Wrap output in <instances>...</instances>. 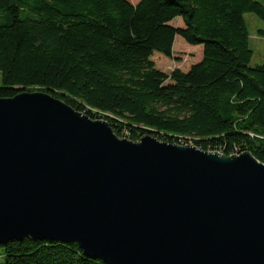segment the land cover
<instances>
[{
	"label": "water",
	"instance_id": "obj_1",
	"mask_svg": "<svg viewBox=\"0 0 264 264\" xmlns=\"http://www.w3.org/2000/svg\"><path fill=\"white\" fill-rule=\"evenodd\" d=\"M108 264H264V162L121 137L47 91L0 97V244Z\"/></svg>",
	"mask_w": 264,
	"mask_h": 264
},
{
	"label": "trees",
	"instance_id": "obj_2",
	"mask_svg": "<svg viewBox=\"0 0 264 264\" xmlns=\"http://www.w3.org/2000/svg\"><path fill=\"white\" fill-rule=\"evenodd\" d=\"M247 12L264 20V1L0 0V97L47 91L108 120L119 136L189 138L264 162V61L250 66ZM177 35L203 44V58L167 73L152 56L173 58ZM0 247L3 264H108L75 242Z\"/></svg>",
	"mask_w": 264,
	"mask_h": 264
},
{
	"label": "rangeland",
	"instance_id": "obj_3",
	"mask_svg": "<svg viewBox=\"0 0 264 264\" xmlns=\"http://www.w3.org/2000/svg\"><path fill=\"white\" fill-rule=\"evenodd\" d=\"M129 1L136 4L139 0ZM245 18L250 31V47L253 50L250 66L259 65L264 61V20L253 12H247ZM172 23L175 26H183L181 17H176ZM173 50V58H169L160 52H155L152 56L156 66L167 73H170L175 68L188 71L192 64L199 62L203 58L204 46L203 44H190L182 36L177 35L174 40ZM182 142L192 144L189 138L184 139V141L182 139ZM4 261V250L0 247V264H3Z\"/></svg>",
	"mask_w": 264,
	"mask_h": 264
},
{
	"label": "built area",
	"instance_id": "obj_4",
	"mask_svg": "<svg viewBox=\"0 0 264 264\" xmlns=\"http://www.w3.org/2000/svg\"><path fill=\"white\" fill-rule=\"evenodd\" d=\"M234 153H236L237 154V152L235 151Z\"/></svg>",
	"mask_w": 264,
	"mask_h": 264
}]
</instances>
